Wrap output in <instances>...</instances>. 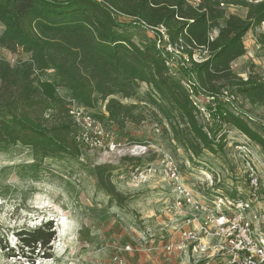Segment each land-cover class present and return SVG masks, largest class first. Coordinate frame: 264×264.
Returning <instances> with one entry per match:
<instances>
[{
    "label": "trees",
    "instance_id": "trees-1",
    "mask_svg": "<svg viewBox=\"0 0 264 264\" xmlns=\"http://www.w3.org/2000/svg\"><path fill=\"white\" fill-rule=\"evenodd\" d=\"M227 3L244 9V19L229 16L220 25L221 0H199L197 7L186 0H0V47L29 56L13 66L0 60V153L21 145L42 157H77L64 99L75 100L104 124L122 127L138 122V106L124 105L117 97L136 99L139 85L145 84L151 89L147 103L169 126L189 161L203 150L221 152L224 137L219 134L225 125L246 136L264 158V137L222 102L216 101L214 125L202 123L187 89L155 44L135 43L129 31L137 26L158 35L161 27L169 43L181 41L189 67L178 73L197 96H218L226 89L264 109L263 79L252 71L242 79L231 70L245 55L247 33L264 24V0ZM211 31L217 32L214 38ZM203 52L206 59L195 63L193 54ZM99 101L104 113L93 109ZM50 111L58 113V120L47 126L43 114ZM111 172L109 165L95 167L96 185L111 202L122 205L123 197L110 182ZM262 186L264 200V179ZM52 229L48 223L15 233L21 256L24 249H43L42 258H49Z\"/></svg>",
    "mask_w": 264,
    "mask_h": 264
},
{
    "label": "rangeland",
    "instance_id": "rangeland-1",
    "mask_svg": "<svg viewBox=\"0 0 264 264\" xmlns=\"http://www.w3.org/2000/svg\"><path fill=\"white\" fill-rule=\"evenodd\" d=\"M189 2L196 4L194 0ZM221 2L220 25L229 16L244 19V9L228 4L227 0ZM119 20L128 22L124 18ZM129 31L135 43H154L150 31L137 26L130 27ZM216 34L211 31L210 38ZM243 45L245 55L231 65L233 74L245 79L252 71L264 81V24L247 33ZM176 56L172 73L186 84L185 76L181 73L179 76L178 71L188 68L189 63L186 56ZM28 57L20 49L0 47V60L11 66ZM205 57L198 58L195 54L194 59L201 61ZM150 91V87L140 84L136 99L118 96L122 104L138 106V122H125L122 127L112 124L109 130L116 143L146 146L144 156L136 158L119 153L90 156L79 152L77 157H42L21 145L10 146L0 153V264H30V261L33 264H192L181 256L164 253L167 234L176 241L180 231L192 228H188L190 224L186 221L177 227V224L171 225L175 229L167 226L172 217L178 218L171 215L167 220L170 214L166 209L172 204L174 195L164 173V160L170 158L185 183L201 195L246 197L249 167L237 149L244 141L243 134L225 125L219 134L224 137L222 151L212 154L203 150L198 158L189 161L186 152L173 141L169 126L147 103ZM59 94L65 92L59 90ZM207 97L201 96L198 100L206 105ZM103 107L99 101L93 109L95 113H104ZM208 107L211 108L209 104ZM233 107L236 114L264 137L263 108L239 97ZM209 108L205 106L209 115H203V120L199 118L207 127H212L217 113ZM50 112L52 117L46 122L47 126L58 120V113ZM180 127L189 132L186 125L180 124ZM251 151L257 171L264 179L263 155L254 144ZM104 165L112 167L110 182L123 197L122 205L111 202L97 188L94 168ZM48 223L54 231L49 258H42L43 249L33 252L24 249V256H21L20 241L15 233L31 231ZM261 232L264 234V219ZM217 263L211 260L209 264Z\"/></svg>",
    "mask_w": 264,
    "mask_h": 264
},
{
    "label": "built area",
    "instance_id": "built-area-1",
    "mask_svg": "<svg viewBox=\"0 0 264 264\" xmlns=\"http://www.w3.org/2000/svg\"><path fill=\"white\" fill-rule=\"evenodd\" d=\"M189 1L191 0H186L188 4H190ZM194 1L196 4L190 5L197 7L199 0ZM156 32L158 35L151 32L154 35V44L166 60V65L171 72L176 55L186 56V61L189 62L187 55L182 52L181 41L172 45L167 40L163 28H157ZM195 54L192 56L195 63L206 59L205 57L201 61H196ZM203 56H206L205 52L201 56L197 55L198 58ZM183 85L202 120L203 115H209L205 109V106L209 108L208 104L213 112L216 111V101L235 110L233 105L236 96L231 95L228 90H223L218 96H208V99L204 100L207 104L203 105L198 100L201 96L193 93L187 83ZM64 100L67 115L74 129L72 139L80 153L90 156L97 153L105 156L119 153L136 158L147 153L144 145H128V147L116 143L109 131L111 123L104 124L96 120L92 112L73 99L65 98ZM43 119L50 120L51 113L45 112ZM242 136L244 141L237 149L243 154L245 163L249 167V191L246 197L201 195L185 183L177 166L170 161V158L164 160V173L166 179L170 181L174 195L172 204L166 210L170 215L181 217V221L192 225V228L179 230L177 242H169L163 246L164 253L168 256H186L188 262L192 261V264L199 262L209 264L211 260H217V264H264V234L261 232L264 219L263 179L257 171L255 157L252 160L253 143L246 136Z\"/></svg>",
    "mask_w": 264,
    "mask_h": 264
},
{
    "label": "crops",
    "instance_id": "crops-1",
    "mask_svg": "<svg viewBox=\"0 0 264 264\" xmlns=\"http://www.w3.org/2000/svg\"><path fill=\"white\" fill-rule=\"evenodd\" d=\"M257 28H258V27H257ZM257 28H256V29H257ZM166 215H168V214H166ZM169 216H170V217L167 216V220L171 218V215H169ZM177 218H178V219L175 220L174 217H172L173 220H170V223L167 224V226H168L170 229H175L178 225H180V222H183V221H181V217H177ZM178 223H179V224H178ZM174 224H177L176 227H174V226L171 227V225H174ZM183 224H184V223H183ZM190 226H192V225H188V228H189ZM183 227H184V226H183ZM178 231H179V230H178ZM170 232H172V231H170ZM177 241H178V239H177L176 241H173V240L171 239V234H167L166 237H165V240H164L163 246H164L165 244L169 243V242H177ZM174 256H178V255H174ZM181 257L184 258V260H186L187 263H189V262H188V259H187L186 256H182V255H181Z\"/></svg>",
    "mask_w": 264,
    "mask_h": 264
}]
</instances>
